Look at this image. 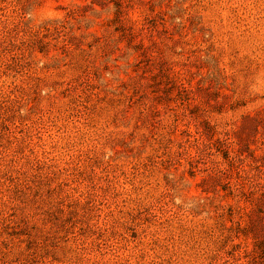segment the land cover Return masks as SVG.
Segmentation results:
<instances>
[{"label":"rangeland","instance_id":"obj_1","mask_svg":"<svg viewBox=\"0 0 264 264\" xmlns=\"http://www.w3.org/2000/svg\"><path fill=\"white\" fill-rule=\"evenodd\" d=\"M0 264H264V0H0Z\"/></svg>","mask_w":264,"mask_h":264}]
</instances>
